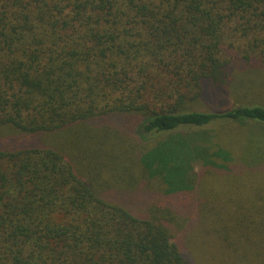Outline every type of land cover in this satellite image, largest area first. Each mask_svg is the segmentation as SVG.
<instances>
[{"label": "trees", "instance_id": "1", "mask_svg": "<svg viewBox=\"0 0 264 264\" xmlns=\"http://www.w3.org/2000/svg\"><path fill=\"white\" fill-rule=\"evenodd\" d=\"M234 70L264 0H0V264H264V160L211 129L264 105L203 103Z\"/></svg>", "mask_w": 264, "mask_h": 264}, {"label": "rangeland", "instance_id": "2", "mask_svg": "<svg viewBox=\"0 0 264 264\" xmlns=\"http://www.w3.org/2000/svg\"><path fill=\"white\" fill-rule=\"evenodd\" d=\"M229 82L233 88L228 90L209 91L203 97L204 109H212L227 104L258 103L264 105V74L245 73L234 70ZM218 136L216 141L230 150L234 158L242 164H253L264 160V124L248 123L239 125L236 122H214L211 128ZM128 167H118L110 173L111 181H118L124 174L128 179L134 175ZM210 264H216L210 262Z\"/></svg>", "mask_w": 264, "mask_h": 264}]
</instances>
